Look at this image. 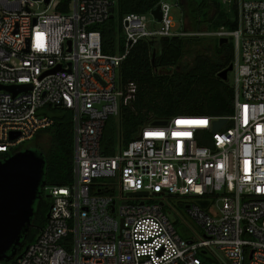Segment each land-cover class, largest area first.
<instances>
[{
  "label": "built area",
  "instance_id": "obj_1",
  "mask_svg": "<svg viewBox=\"0 0 264 264\" xmlns=\"http://www.w3.org/2000/svg\"><path fill=\"white\" fill-rule=\"evenodd\" d=\"M114 2L0 0V85H29L16 94L0 89V155L52 124L45 106L71 112L70 183L43 186L47 221L11 264H204L199 253L219 264L213 249L229 264H264V0H219L235 9L236 27L207 33L232 44L231 114L147 122L104 155V121L135 96L134 83L120 82L121 61L139 40L183 34L159 0L156 28H148L150 10L124 14L122 47L105 54L90 26ZM150 196L187 198L201 239L180 237Z\"/></svg>",
  "mask_w": 264,
  "mask_h": 264
},
{
  "label": "trees",
  "instance_id": "obj_2",
  "mask_svg": "<svg viewBox=\"0 0 264 264\" xmlns=\"http://www.w3.org/2000/svg\"><path fill=\"white\" fill-rule=\"evenodd\" d=\"M159 0H115L113 12L99 24L90 26L100 33L101 51L113 54L122 47L120 19L127 13H146ZM182 15L195 31L206 23L208 31L220 26L228 30L236 27L235 9L231 12L221 6L219 0H177ZM184 56L188 61L182 63ZM232 60L230 40L214 44L208 51L199 44L196 37L170 36L157 40H139L121 61L118 73L121 83L135 85L134 100L120 108L118 117H108L103 124L99 150L111 155L133 137L138 127L153 120L174 115L228 116L232 112V90L229 84L217 77V73ZM165 72H164V71ZM44 112L53 120L52 124L36 132L31 140L48 137L44 150L36 149L45 158L43 180L45 185H68L71 180V112L61 107L45 106ZM28 148L23 142L13 152ZM36 147H33V149ZM8 155H0L4 159ZM44 188L34 205L31 227L20 246L17 255L31 243L45 225L49 206ZM92 193H105L94 189ZM171 198V197H169ZM46 213V214H47ZM16 256L2 261L11 264ZM204 264L215 263L199 253Z\"/></svg>",
  "mask_w": 264,
  "mask_h": 264
},
{
  "label": "water",
  "instance_id": "obj_3",
  "mask_svg": "<svg viewBox=\"0 0 264 264\" xmlns=\"http://www.w3.org/2000/svg\"><path fill=\"white\" fill-rule=\"evenodd\" d=\"M198 1V0H195ZM113 8H109L110 18ZM155 22L160 19L159 6L150 10ZM218 44L226 43V38L217 40ZM68 43V42H67ZM231 70L228 64L217 73L220 80H225L226 73ZM0 89L16 94L29 89L28 84L0 85ZM223 119L213 123L214 130ZM151 125L164 124V120H153ZM18 133H11L14 139ZM43 154L33 148H25L0 159V262L17 255V248L22 238L28 233L34 216L35 202L40 198V188L45 185L43 180L45 169ZM129 195H145V192H128ZM49 214H46V218ZM203 253V252H202Z\"/></svg>",
  "mask_w": 264,
  "mask_h": 264
},
{
  "label": "rangeland",
  "instance_id": "obj_4",
  "mask_svg": "<svg viewBox=\"0 0 264 264\" xmlns=\"http://www.w3.org/2000/svg\"><path fill=\"white\" fill-rule=\"evenodd\" d=\"M164 1L168 3L170 6L169 15L172 19L174 30L176 32H182L183 34L181 36L198 38L199 44H201L204 47L205 51H208V49H211L214 44V38L207 34L209 33V31L206 29V26H205L206 23L200 24V29H197L196 31L194 29H191V27L188 25L187 19L185 18L184 15H182L180 11V7H179L177 0H164ZM175 4H177V6ZM37 7H38V10H42L44 8V6L40 3L37 4ZM147 19L149 21L148 28L154 29L157 27V24L155 21H152V22L150 21L149 16H147ZM152 39L157 40V38H152ZM227 40H229V38ZM188 59L189 57L184 56L182 58L183 61L181 65L185 63L186 61H188ZM231 77H232V72L228 71L226 73V78L224 82L227 84H230ZM47 142H48V137L42 136L41 138L35 141L33 140L25 141V145L28 146V148L36 147L34 149L44 150L47 146ZM102 181H108V180L102 179ZM150 198H153V200H155L156 202H162L163 214L172 223L176 233L180 237L187 239V240L201 239L200 229L192 222L191 219L188 218V216L186 215L184 211L183 202L187 198H184V197L164 198L160 196H150ZM47 199H48V205H50L51 200L49 197H47ZM46 213H45V216H46ZM213 252L216 255L217 262L219 264H229L228 261L223 257V255L218 250L213 249Z\"/></svg>",
  "mask_w": 264,
  "mask_h": 264
},
{
  "label": "snow or ice",
  "instance_id": "obj_5",
  "mask_svg": "<svg viewBox=\"0 0 264 264\" xmlns=\"http://www.w3.org/2000/svg\"><path fill=\"white\" fill-rule=\"evenodd\" d=\"M178 123H182L181 121H178ZM202 123V122H201Z\"/></svg>",
  "mask_w": 264,
  "mask_h": 264
}]
</instances>
